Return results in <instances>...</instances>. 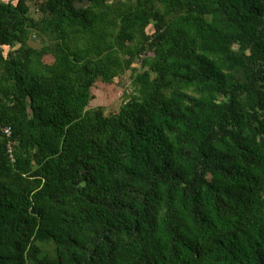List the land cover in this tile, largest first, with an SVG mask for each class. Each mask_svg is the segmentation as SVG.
I'll return each instance as SVG.
<instances>
[{"label": "trees", "instance_id": "trees-1", "mask_svg": "<svg viewBox=\"0 0 264 264\" xmlns=\"http://www.w3.org/2000/svg\"><path fill=\"white\" fill-rule=\"evenodd\" d=\"M0 124V264H264V0H0Z\"/></svg>", "mask_w": 264, "mask_h": 264}, {"label": "rangeland", "instance_id": "rangeland-1", "mask_svg": "<svg viewBox=\"0 0 264 264\" xmlns=\"http://www.w3.org/2000/svg\"><path fill=\"white\" fill-rule=\"evenodd\" d=\"M5 2H11L13 1L15 4L18 2V0H3ZM30 4V3H29ZM32 12H35V8L33 5ZM150 32H152V28L149 29ZM31 44L34 47H41L42 45L39 44L38 41L33 39V42ZM50 54L47 53V55L44 58V61L47 63L52 62V57L49 56ZM140 65L136 64L134 68L139 69ZM131 72H127L126 75L123 77L117 79L112 84H106L103 82H98L96 87L93 89V94L95 96L94 100L92 101L91 107L96 108L99 106H102L105 110L106 115H110L112 113L117 112L121 106L126 102V92L131 89ZM130 93V92H129Z\"/></svg>", "mask_w": 264, "mask_h": 264}, {"label": "built area", "instance_id": "built-area-1", "mask_svg": "<svg viewBox=\"0 0 264 264\" xmlns=\"http://www.w3.org/2000/svg\"><path fill=\"white\" fill-rule=\"evenodd\" d=\"M0 132L7 137V139H9L8 142V148H9V152L12 153L13 150V146H14V142L12 140L13 137V130L12 127L10 126H3L0 124ZM13 157V156H12Z\"/></svg>", "mask_w": 264, "mask_h": 264}]
</instances>
